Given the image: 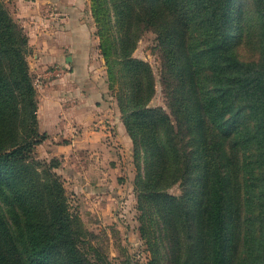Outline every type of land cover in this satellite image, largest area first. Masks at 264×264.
Masks as SVG:
<instances>
[{
    "label": "trees",
    "instance_id": "16d2710c",
    "mask_svg": "<svg viewBox=\"0 0 264 264\" xmlns=\"http://www.w3.org/2000/svg\"><path fill=\"white\" fill-rule=\"evenodd\" d=\"M131 2H117L115 13L123 29L119 64L132 83L121 112L134 145L146 155L142 194L167 224L173 223L177 207L188 204L193 234L186 264H264V0L248 5L151 0L130 15L122 3ZM137 12L159 32L169 107L179 130L190 133L184 179L192 181L180 199L162 194L174 146L168 133L174 125L162 108L147 107L154 76L145 61L132 56ZM250 37L260 56L244 62L237 47ZM99 46L109 54V45ZM29 48L25 29L0 0V264H91L80 248L79 220L55 171L59 162L35 156L48 134L39 129ZM165 126L170 130L163 135ZM237 148L254 153L245 164V200L253 212L245 216L244 233L241 202L232 175L225 172Z\"/></svg>",
    "mask_w": 264,
    "mask_h": 264
},
{
    "label": "rangeland",
    "instance_id": "374dc122",
    "mask_svg": "<svg viewBox=\"0 0 264 264\" xmlns=\"http://www.w3.org/2000/svg\"><path fill=\"white\" fill-rule=\"evenodd\" d=\"M131 1L127 4L122 3L123 9L128 8L130 15L134 7L140 11L151 0ZM251 1L238 0V3L244 2L245 5H248ZM89 2L99 45L103 43L109 45V54L106 56L99 46V57L101 58L99 72L100 76L104 77L105 88L103 97L112 102L110 106L119 111L124 122L121 100L128 90H131L132 83L127 77V71L119 64L123 29L117 23L115 13L117 5L115 4L121 0H90ZM95 14L99 16V22L96 21ZM141 15H143L141 12H137L132 24L134 36L132 56L145 61L154 76V91L147 102V107L162 108L173 122L174 131L168 133V136L173 137L172 143L174 144L170 148V173L167 175L162 194L171 200L173 198L180 199L184 195L188 183L192 181L184 179L189 175L186 167L191 147L190 133L179 130L177 118L169 107V99L163 85L164 47L159 32L155 25L142 18L140 20ZM99 33L103 34L104 39L100 38ZM237 52L239 58L244 62L257 61L260 56L254 37L252 39L250 37L245 44L237 47ZM30 53L29 48V64L30 59L32 60ZM52 70V67H47L45 73L44 71L37 73L31 69L38 96L39 129L47 134L45 127L52 125L54 118L45 116L42 110L39 113L41 106L39 95L42 85L50 78L52 79L53 75L49 74ZM37 80H39L38 84ZM246 117V114L241 116L242 120H246ZM169 130L170 128L165 126L161 129V133L165 135ZM51 135L56 136L54 132ZM51 135L48 134L47 139L37 147L35 156L40 161L56 159L59 162L55 171L63 181L71 212L79 220L80 248L91 264H186L189 262L188 243L191 234H193V227L187 219V215L190 214L188 204H185V207H177L178 212L176 216L174 215L173 223L167 224L164 219L161 220L158 209L151 206L139 187V180L145 175L146 155L143 147L137 148L134 145L130 134L132 140L130 151L126 155L121 153L122 151H115L113 159L108 161L112 164L110 166L103 165V167L95 166V163H90L89 160V165L85 166V158L79 155L75 157V161H71L64 154H55L51 148H57L60 144L68 143L70 140L62 141L59 138V140H51L49 139ZM233 152L234 158L230 152L232 163L225 169V172L232 175L233 189L237 191L241 202L240 225L244 233L245 216L247 213L253 212L248 209L245 200V164H249L247 157L253 156L254 153L253 150L243 148H237ZM117 160L120 162L118 167L115 166ZM256 172L258 173V170ZM258 174L260 175V173ZM176 206L178 205L176 204ZM242 241L241 232L240 242L242 243ZM173 259L174 261L171 263Z\"/></svg>",
    "mask_w": 264,
    "mask_h": 264
},
{
    "label": "crops",
    "instance_id": "0c3cea01",
    "mask_svg": "<svg viewBox=\"0 0 264 264\" xmlns=\"http://www.w3.org/2000/svg\"><path fill=\"white\" fill-rule=\"evenodd\" d=\"M89 1L5 0L29 36L32 71L53 69L49 73L52 79L41 88L39 113L42 110L54 118V123L45 127L48 134H56L49 139L70 141L52 151L71 161L79 155L85 158V166L90 161L103 167L112 164L108 161L115 151L126 155L132 140L119 111L103 97L99 42Z\"/></svg>",
    "mask_w": 264,
    "mask_h": 264
},
{
    "label": "built area",
    "instance_id": "2783aa9c",
    "mask_svg": "<svg viewBox=\"0 0 264 264\" xmlns=\"http://www.w3.org/2000/svg\"><path fill=\"white\" fill-rule=\"evenodd\" d=\"M38 82H39V80H37V82H36V83L38 84Z\"/></svg>",
    "mask_w": 264,
    "mask_h": 264
}]
</instances>
